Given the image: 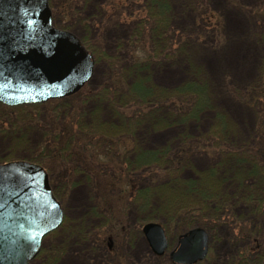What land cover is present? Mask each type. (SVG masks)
<instances>
[{
	"label": "trees",
	"instance_id": "1",
	"mask_svg": "<svg viewBox=\"0 0 264 264\" xmlns=\"http://www.w3.org/2000/svg\"><path fill=\"white\" fill-rule=\"evenodd\" d=\"M71 1L48 0L54 25L70 30L56 24L55 19L63 12L65 16H72ZM199 1L189 0L188 3L196 8ZM139 3L143 5L139 8L143 11L135 14L132 6ZM110 4L106 10L127 12L129 32L123 41L129 52L123 59H113L112 65V59L103 52L96 55L80 38L92 53L94 66L98 60H104L110 68L109 74L92 85L93 88L88 81L65 97L15 106L0 103V138L13 141V145H8L6 150L2 148L3 151L10 152L11 147L28 141L31 145L21 146V152L25 151L23 153L30 157L27 159L45 168L52 192L58 199L56 188L60 178H72L73 181L82 178V182L91 187L98 217L107 218L119 212L126 215L136 207L140 210V221L149 216L151 220L159 221L164 229L165 225L173 223L179 229L174 235L175 240L179 233L190 227H203L212 250L215 248L212 233L223 226L222 232H227L225 236L229 235L231 242L245 240L234 255H227L226 264H261L264 258L263 70L261 76L245 85L241 93L244 100L247 97L259 108L253 119L252 132L244 139L237 138L230 132V122L224 115L211 116V98L205 84L198 80L186 81L177 89L164 91L139 76L152 64L166 60L178 62L180 58L182 35L169 22L171 13L169 15L167 3L161 0H113ZM257 13L255 19L262 24L264 4ZM217 16L212 9L211 12L202 9L195 18L206 25L210 17ZM216 22L221 26L220 19ZM139 37L142 42L137 41ZM129 78L134 80L129 82ZM258 102L261 104H256ZM162 109L168 116L166 121L157 116ZM206 113L210 114L209 127L196 139L190 130L195 123L205 121ZM100 115L106 119H99ZM103 122L109 125L103 127ZM114 122L119 127L116 131L110 129H114ZM168 124H176L178 133L168 146L153 150L139 144L141 136L137 130L142 132L144 129L149 133L151 129ZM196 152H204L207 163L195 171V176L188 178L182 172L195 161ZM11 159H0V163ZM142 178H146L147 183L141 184ZM236 181L243 183L240 189L231 195L222 191L223 186L235 185ZM237 206L245 208L244 213L249 215L247 222L236 217L234 209ZM255 223H259V227ZM113 225L106 224L105 230L91 232L94 244L116 253L117 233L110 229ZM223 251L219 249L220 255L216 258L206 255L194 264H221L226 256ZM158 257L164 258L166 254ZM164 264L173 263L167 258Z\"/></svg>",
	"mask_w": 264,
	"mask_h": 264
},
{
	"label": "rangeland",
	"instance_id": "2",
	"mask_svg": "<svg viewBox=\"0 0 264 264\" xmlns=\"http://www.w3.org/2000/svg\"><path fill=\"white\" fill-rule=\"evenodd\" d=\"M112 1L72 0V16H65L64 12L59 13L55 22L59 26H67L79 38H83L93 48L96 55L97 52H103L106 57L112 59L113 65L114 60L123 59L126 52H129L128 45L123 41V38L128 35L129 23L126 20L128 18L126 11L105 9L110 2L112 4ZM161 1L166 2L169 7V15L171 13L169 22L173 29L180 31L182 35L180 58L178 62L166 60L152 64L139 76L152 82L157 89L164 91L177 89L186 81L198 80L205 84L206 91L211 98V116L224 115L230 122V132L237 138H246V135L252 132L253 119H255L259 105L255 107L247 97L244 100L241 93L245 85L255 82L261 76L262 70L264 72V18L261 20L262 24L257 23L255 19V13L264 4V0H200L196 8L188 3L189 0ZM136 5L132 6L135 14L143 11L139 9L143 7L142 4ZM202 9L203 11L208 9L210 12L212 9L218 15L217 18L222 21L221 26L217 24L215 17H210L206 25L196 21V14ZM191 35L194 38L188 37ZM120 41L121 44L118 43ZM137 41L142 42V37H139ZM109 70L104 60H98L88 80L91 83L89 86L93 88L92 85L108 75ZM133 80L129 78L128 81ZM208 114H205L207 117L204 115L206 118L202 123H192L194 125L190 134L194 138L198 139L200 134L208 129L210 116ZM157 116L163 117L165 121L168 117L163 109ZM98 118L106 119L103 115ZM108 125L109 123H102L103 127ZM169 125L151 129L149 133L144 132V129L142 132L136 129L138 136H141L138 139L139 144H142L143 148L153 150L168 146L178 135L176 124ZM118 128L115 125L114 129H110L116 131ZM27 144L11 147L12 151L5 153L3 149L6 150L8 145L12 146L13 141L0 138V151H2L0 159L32 161L27 159L30 157L23 153L25 151L20 150L22 147L26 148L31 145L28 141ZM195 154H197L194 156L195 161L190 162L182 172L188 178L195 176V171L203 168L207 163L208 157L204 155V152ZM141 181V184L147 183L146 178H142ZM58 183L56 192L63 209V221L57 229L43 238L41 249L43 248L44 252L41 253L42 250H40L32 264H164L168 254L164 258L155 256L141 232L142 224L151 221L149 216L140 221V210L134 207L127 211L126 215L119 212L107 218L98 217L94 211L91 187L86 182H82V178L76 181L72 178H60ZM240 185L243 183L236 181L235 185L223 186L222 191L231 195L234 190L240 189ZM244 209L242 206H237L234 211L237 214H235L236 217H242L241 219L247 222L249 215L244 213ZM112 223L114 225L110 229L113 233H117L115 239H117L118 250L116 253L94 244L91 232L93 230L103 231ZM255 224L259 227V223ZM222 229H224L223 226L219 227V231L212 233L215 248L212 250L208 247L206 255L216 258L217 254L220 255L219 249H224L223 254L226 256L221 264H226L227 255H234L239 245L242 246L245 240L231 242L229 235L225 236L227 232L225 230L222 232ZM165 232L168 238L167 250L170 251L175 245L174 235L179 232V229L171 223L165 225ZM255 234L260 233L255 232Z\"/></svg>",
	"mask_w": 264,
	"mask_h": 264
},
{
	"label": "water",
	"instance_id": "3",
	"mask_svg": "<svg viewBox=\"0 0 264 264\" xmlns=\"http://www.w3.org/2000/svg\"><path fill=\"white\" fill-rule=\"evenodd\" d=\"M92 54L68 29L52 24L48 0H0V103H40L77 91L92 75ZM63 211L38 163H0V264H31L42 237L62 221ZM156 254L167 247L163 227L141 226ZM207 232L180 233L169 258L192 264L207 252ZM264 264V259L262 261Z\"/></svg>",
	"mask_w": 264,
	"mask_h": 264
}]
</instances>
